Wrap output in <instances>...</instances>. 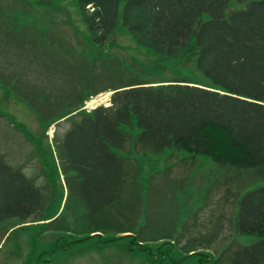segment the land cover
I'll use <instances>...</instances> for the list:
<instances>
[{"label": "trees", "instance_id": "obj_1", "mask_svg": "<svg viewBox=\"0 0 264 264\" xmlns=\"http://www.w3.org/2000/svg\"><path fill=\"white\" fill-rule=\"evenodd\" d=\"M77 1L99 50L116 45L120 29L148 50L140 70L127 67L125 75L118 66L112 71L117 79L81 96L79 104L85 96L113 91L111 105L72 114L71 126L57 141L60 172L68 182L81 181L88 214L99 218L95 226L112 228V207L144 179L150 183L154 173L146 176L142 166L149 155L176 153L177 160L192 162L204 155L221 168L252 173V188L235 196L233 227L236 234L259 240L237 248L227 263L264 264V0ZM167 67L173 75H165ZM90 83L88 78L82 87ZM43 190L0 155V224L14 220L10 228H16L48 220L38 219L46 202ZM128 222L120 232H132ZM188 253L204 261L195 249Z\"/></svg>", "mask_w": 264, "mask_h": 264}, {"label": "rangeland", "instance_id": "obj_2", "mask_svg": "<svg viewBox=\"0 0 264 264\" xmlns=\"http://www.w3.org/2000/svg\"><path fill=\"white\" fill-rule=\"evenodd\" d=\"M115 40L101 51L94 46L77 0H0V155L44 188L38 219L49 218L16 228H10L14 220L2 222L0 264H230L237 248L259 240L233 227L235 196L252 188V173L221 168L204 155L193 162L176 153L149 155L142 166L146 176L154 173L150 183L128 181L139 188L112 207V228L95 226L99 218L88 214L81 181L68 182L60 172L56 146L72 114L109 105L113 91L98 93L95 105L88 101L98 94L79 104L81 96L117 79L116 67L127 75V67L140 70V59L147 60L148 50L122 29ZM88 78L94 83L83 88ZM127 220L132 232L122 233ZM127 234L133 236L122 237ZM190 249L204 261L187 256Z\"/></svg>", "mask_w": 264, "mask_h": 264}, {"label": "bare ground", "instance_id": "obj_3", "mask_svg": "<svg viewBox=\"0 0 264 264\" xmlns=\"http://www.w3.org/2000/svg\"><path fill=\"white\" fill-rule=\"evenodd\" d=\"M100 97V95H98L97 97H94L91 99V101H89V104L91 105H95L96 103H98V98Z\"/></svg>", "mask_w": 264, "mask_h": 264}]
</instances>
